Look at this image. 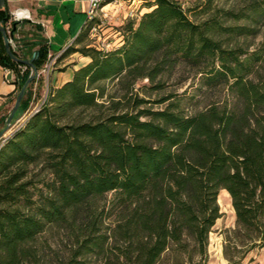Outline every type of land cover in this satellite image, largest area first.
Instances as JSON below:
<instances>
[{"label": "trees", "instance_id": "1", "mask_svg": "<svg viewBox=\"0 0 264 264\" xmlns=\"http://www.w3.org/2000/svg\"><path fill=\"white\" fill-rule=\"evenodd\" d=\"M148 2L149 11L125 24L120 45H67L63 56L79 51L89 61L1 139L0 264H52L33 243L53 227L69 240L59 264H173L195 256L206 264L222 189L236 215L229 264L264 247V42L253 51L223 48L173 0ZM10 17L7 5L0 8L3 26ZM21 46L19 58L38 52L36 68L49 51L42 37ZM211 61L209 85H223L231 99L188 113L176 101L154 109L129 95L141 78L154 82L182 62ZM0 62L20 63L2 32ZM117 79L126 89L120 97L107 93V81ZM25 104L23 97L19 109ZM41 159L50 176L38 186L25 178L27 165ZM239 245L249 247L234 259L228 249Z\"/></svg>", "mask_w": 264, "mask_h": 264}, {"label": "rangeland", "instance_id": "2", "mask_svg": "<svg viewBox=\"0 0 264 264\" xmlns=\"http://www.w3.org/2000/svg\"><path fill=\"white\" fill-rule=\"evenodd\" d=\"M105 1L99 4L93 17L88 20L83 41L79 44L72 42L69 44L71 47L92 45L98 48L111 49L120 45L124 39L125 24L128 21L137 22L143 13L150 10L147 6L150 0H114L107 4ZM173 1L182 7L191 21L204 27L206 34L218 41L223 48L253 51L259 49L264 42V0ZM25 25L24 20L17 22V31L11 42L12 49L18 57H22L20 46L24 44V41L32 39L24 36ZM108 44L109 46H107ZM63 50L48 51L45 59L36 68L37 72L27 64L18 63L12 67L19 85L24 83L27 76L30 77L36 73L37 76L26 88L23 96L26 101L25 106L15 113L10 124L6 120L4 137L22 123L28 114L44 104L49 89L70 74L74 65L85 61L81 52L74 51L63 56ZM34 53L32 54L34 55ZM33 55H27L28 59L32 58ZM52 60L54 61L50 66V71H45L46 65ZM215 62L218 65V61ZM211 64L213 61L208 62V64L201 62L199 65L182 62L174 70L166 71L154 82L148 78L137 80L133 88L128 90L129 95L146 100L147 102L143 103L142 107L154 109L164 108L176 101L179 103L180 109L188 113L202 109L214 102H224L231 99L228 89L223 85H209L205 71ZM106 87L108 94H114L117 97L126 92L123 85L118 83V79L107 81ZM45 165L43 159L27 165L25 180L41 186L40 181L50 176V171ZM218 202L222 216L216 220L209 234L206 261L202 262L206 264H229L225 248L229 244L232 235L231 230L236 226V215L231 196L225 189L219 192ZM66 236L67 232L63 228L53 227L39 235L33 245L40 254L47 256L52 264H59L70 252L69 240ZM248 247L244 248L239 245L234 249L231 246L228 253L229 255L232 254L234 259H238ZM256 249L258 248L248 251L243 259V264H255L249 261V257L252 251ZM197 259V256L191 261L180 259L173 264H197Z\"/></svg>", "mask_w": 264, "mask_h": 264}, {"label": "crops", "instance_id": "3", "mask_svg": "<svg viewBox=\"0 0 264 264\" xmlns=\"http://www.w3.org/2000/svg\"><path fill=\"white\" fill-rule=\"evenodd\" d=\"M10 13L16 9L27 10L30 18L24 20V36L32 39L42 37L49 45V51L57 52L71 44L88 22L91 0H6ZM1 32V31H0ZM85 61L74 65L70 74L54 87L72 77L73 70L86 64ZM19 82L13 72L6 74L0 62V131L5 128L6 119L13 109L18 96ZM249 261L264 264V247L252 251Z\"/></svg>", "mask_w": 264, "mask_h": 264}, {"label": "water", "instance_id": "4", "mask_svg": "<svg viewBox=\"0 0 264 264\" xmlns=\"http://www.w3.org/2000/svg\"><path fill=\"white\" fill-rule=\"evenodd\" d=\"M5 5H6V0H0V8L4 7ZM0 31L3 33L4 44H5V48H6V51H7L8 55L12 59H14L15 61H17V62H20L22 64H27V65L32 66L34 68V70L37 72V69L34 66V60L37 57L38 52H35L34 55H33V57L30 58V59H22V58L17 57L16 54L14 53V51L12 50L10 38L14 35V32L16 31V24L13 27V31H11V33L8 34L6 28L3 26V24H2V22L0 20ZM36 76H37V73L35 75H33V76H30L28 78V80L26 81V83L24 84V86L21 88V90H20V92H19V94L17 96L16 102L14 104V107H13L12 111L10 112L8 118H7L8 124L11 123L12 119L14 118L15 113L19 109L21 100H22V98H23V96L25 94V91H26V88H27L28 84ZM5 131H6V129H3V130L0 131V141L4 137Z\"/></svg>", "mask_w": 264, "mask_h": 264}, {"label": "built area", "instance_id": "5", "mask_svg": "<svg viewBox=\"0 0 264 264\" xmlns=\"http://www.w3.org/2000/svg\"><path fill=\"white\" fill-rule=\"evenodd\" d=\"M101 1H102V0H91V9H90V12H89V14H88L87 20H89V19H91V18L93 17V14H94V12L96 11V9L98 8V6H99V4H100ZM20 10H23V11L25 12L24 16H20V15H19V12H18V11H20ZM28 18H30V15H29V13H28L27 10H24V9H16L15 11H13V12L11 13V17H10L9 21H8L7 24L4 26V27L6 28V30H7V33H8V34L11 33V30H12L13 25L17 24V22H20V21L26 20V19H28ZM13 37H14V35L10 38V41H11V42H12V40H13ZM107 46H109V44H108ZM53 61H54V60L50 61V62L46 65V67H45V69H44L45 71H47V72L50 71V68H51L50 66H51V64H52ZM5 71H6V74H8V73L13 72L14 70H13V68H11V67H5ZM38 108H39V107H38ZM38 108H37V109H38ZM37 109H35V110H37ZM35 110H34V111H35Z\"/></svg>", "mask_w": 264, "mask_h": 264}, {"label": "bare ground", "instance_id": "6", "mask_svg": "<svg viewBox=\"0 0 264 264\" xmlns=\"http://www.w3.org/2000/svg\"><path fill=\"white\" fill-rule=\"evenodd\" d=\"M20 16H24L25 12L23 10L18 11Z\"/></svg>", "mask_w": 264, "mask_h": 264}, {"label": "flooded vegetation", "instance_id": "7", "mask_svg": "<svg viewBox=\"0 0 264 264\" xmlns=\"http://www.w3.org/2000/svg\"><path fill=\"white\" fill-rule=\"evenodd\" d=\"M21 50H24V48H23L22 46L20 47V51H21Z\"/></svg>", "mask_w": 264, "mask_h": 264}]
</instances>
